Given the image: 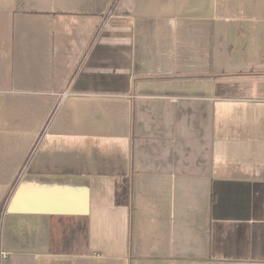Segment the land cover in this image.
<instances>
[{
	"label": "crops",
	"instance_id": "0c3cea01",
	"mask_svg": "<svg viewBox=\"0 0 264 264\" xmlns=\"http://www.w3.org/2000/svg\"><path fill=\"white\" fill-rule=\"evenodd\" d=\"M0 264H264V0H0Z\"/></svg>",
	"mask_w": 264,
	"mask_h": 264
},
{
	"label": "trees",
	"instance_id": "16d2710c",
	"mask_svg": "<svg viewBox=\"0 0 264 264\" xmlns=\"http://www.w3.org/2000/svg\"><path fill=\"white\" fill-rule=\"evenodd\" d=\"M131 186L128 180L120 181L116 186L115 202L117 205H129Z\"/></svg>",
	"mask_w": 264,
	"mask_h": 264
}]
</instances>
